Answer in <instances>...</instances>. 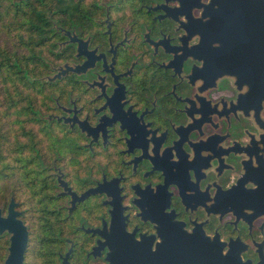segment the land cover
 <instances>
[{
	"label": "flooded vegetation",
	"instance_id": "flooded-vegetation-1",
	"mask_svg": "<svg viewBox=\"0 0 264 264\" xmlns=\"http://www.w3.org/2000/svg\"><path fill=\"white\" fill-rule=\"evenodd\" d=\"M0 2L36 78L0 264H264V0Z\"/></svg>",
	"mask_w": 264,
	"mask_h": 264
},
{
	"label": "trees",
	"instance_id": "trees-1",
	"mask_svg": "<svg viewBox=\"0 0 264 264\" xmlns=\"http://www.w3.org/2000/svg\"><path fill=\"white\" fill-rule=\"evenodd\" d=\"M2 5L3 3L0 2V6ZM2 15L3 12L0 9V35L4 31L15 29L14 25H12L14 24L13 21L11 23L3 22ZM17 36L18 35L16 34V41H13L11 40V36L9 35V42L0 44V68L6 66L10 69V71L4 76V81H7V83L0 84V99L8 106L14 107H17L20 102L25 99L26 103L22 105V108L20 110L25 111L26 113L28 104L31 102L32 98L29 96L21 97V94H19L20 91L18 85L20 82L27 83L29 81H34L36 78L32 76H26L27 74H25V76L19 74L18 69L20 68L19 65L22 64L21 49L23 47V44L21 42H18ZM24 46L27 47L28 45Z\"/></svg>",
	"mask_w": 264,
	"mask_h": 264
},
{
	"label": "rangeland",
	"instance_id": "rangeland-1",
	"mask_svg": "<svg viewBox=\"0 0 264 264\" xmlns=\"http://www.w3.org/2000/svg\"><path fill=\"white\" fill-rule=\"evenodd\" d=\"M3 22L5 23H11L14 21V18L12 14L3 13L2 15ZM5 30V29H4ZM13 30V31H12ZM17 28L11 29L10 31H4L0 35V44L2 43H8L10 40L9 35L11 36V40L16 41V34H17ZM20 49V48H18ZM10 69L6 66H3L0 68V84L1 83H7V81H4V76L6 73H8ZM36 87L35 81H29L27 83H19V94H21V97H27L35 93L34 89ZM18 94V95H19ZM23 95V96H22ZM25 99L20 102V104L17 107L14 106H8L5 102H3L0 99V165L4 163L5 158L10 159L14 158L15 155L8 153V157H6L4 151L11 149L9 147V144H5L4 137L7 138L9 142H11L12 137H15L17 132L21 130V123L19 122L20 117H25L28 115V112L24 113V115L20 114L19 110L22 108V105L25 104ZM8 133V134H6ZM9 151V150H8ZM11 152V151H10Z\"/></svg>",
	"mask_w": 264,
	"mask_h": 264
},
{
	"label": "water",
	"instance_id": "water-1",
	"mask_svg": "<svg viewBox=\"0 0 264 264\" xmlns=\"http://www.w3.org/2000/svg\"><path fill=\"white\" fill-rule=\"evenodd\" d=\"M24 229H25V227H24ZM25 244H26V234H25V232H24V238H23V242L22 243H17L16 241L12 240L10 248L12 249V251L15 250L18 253V256H17L16 259L19 262H21V259H22L21 251L25 247ZM107 258L109 260H111V252L107 253ZM9 261H10V258H8L7 263H5V264H9Z\"/></svg>",
	"mask_w": 264,
	"mask_h": 264
}]
</instances>
